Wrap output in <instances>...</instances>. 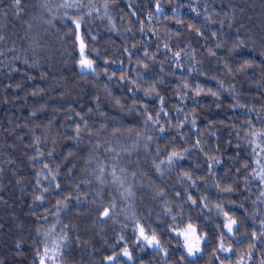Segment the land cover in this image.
I'll return each instance as SVG.
<instances>
[{
    "label": "trees",
    "instance_id": "obj_1",
    "mask_svg": "<svg viewBox=\"0 0 264 264\" xmlns=\"http://www.w3.org/2000/svg\"><path fill=\"white\" fill-rule=\"evenodd\" d=\"M262 170L264 0H0V264H264Z\"/></svg>",
    "mask_w": 264,
    "mask_h": 264
},
{
    "label": "rangeland",
    "instance_id": "obj_2",
    "mask_svg": "<svg viewBox=\"0 0 264 264\" xmlns=\"http://www.w3.org/2000/svg\"><path fill=\"white\" fill-rule=\"evenodd\" d=\"M78 31L79 33H81V25H79V28H78ZM81 43H82V40L80 39V49H81ZM84 49L85 47H83V58L86 59L87 61H89L87 59V57L85 56L86 54L84 53ZM81 62V61H80ZM80 67L83 71L85 72H92L94 71V65L91 63V68H87V67H82L81 63H80ZM189 228V227H188ZM188 228H186L185 230H181V231H178L176 232L178 235L182 236L183 240H184V244H185V249H186V252L187 254L191 257V258H195L196 256H198L199 254L202 253L203 251V238H201L198 233H197V230L195 229V233L193 234L191 231H187ZM144 236H147L149 239H151L150 236H148V234L146 233V231L144 230ZM197 238H198V247H199V250L196 251L195 250V246L197 245ZM140 241H143L145 242L146 244H148L151 248H154V244L156 243H153V244H149L142 236H141V232H140ZM156 241V240H155ZM157 242V241H156ZM187 245H192L193 246V253L190 255L189 254V249L187 247ZM48 261H50L52 264H58L57 262V259H47Z\"/></svg>",
    "mask_w": 264,
    "mask_h": 264
},
{
    "label": "snow or ice",
    "instance_id": "obj_3",
    "mask_svg": "<svg viewBox=\"0 0 264 264\" xmlns=\"http://www.w3.org/2000/svg\"><path fill=\"white\" fill-rule=\"evenodd\" d=\"M17 4L19 3V0H16ZM77 28H79V23H77ZM83 43H81V56H82V59H81V65L82 67H87V68H91V62L90 61H87L86 59L83 58ZM260 178L262 180H264V170H262V173H261V176ZM262 195H264V193H262ZM109 215V211L108 210H105L104 211V216H108ZM225 218H226V224H225V227L227 228V231L229 233H232L233 230H234V225H236V221L234 219H232L231 217H229L227 215V213H225ZM187 231H191L193 234L195 233V229L192 228L191 225H189V228ZM140 232H141V236L149 243V244H153V243H158L155 241V237L153 236L151 239H149L147 236H144V230L143 229H140ZM188 249H189V254L191 255L193 253V246L192 245H187ZM221 249L222 250H225V251H228L230 249H224L223 248V245H221ZM195 250L198 251L199 250V247H198V238H197V245L195 246ZM45 252L47 253V249H45ZM125 255H128L127 251H125L124 253ZM114 259V258H113ZM40 264H45V261L44 259L42 258L41 261H40Z\"/></svg>",
    "mask_w": 264,
    "mask_h": 264
},
{
    "label": "water",
    "instance_id": "obj_4",
    "mask_svg": "<svg viewBox=\"0 0 264 264\" xmlns=\"http://www.w3.org/2000/svg\"><path fill=\"white\" fill-rule=\"evenodd\" d=\"M104 218H106L107 216H103Z\"/></svg>",
    "mask_w": 264,
    "mask_h": 264
}]
</instances>
